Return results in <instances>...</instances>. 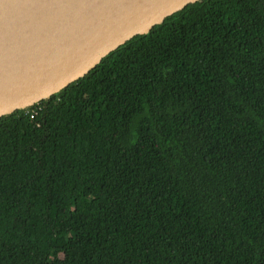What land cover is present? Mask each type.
Instances as JSON below:
<instances>
[{"label": "trees", "instance_id": "1", "mask_svg": "<svg viewBox=\"0 0 264 264\" xmlns=\"http://www.w3.org/2000/svg\"><path fill=\"white\" fill-rule=\"evenodd\" d=\"M0 264H264V0H199L0 119Z\"/></svg>", "mask_w": 264, "mask_h": 264}, {"label": "water", "instance_id": "2", "mask_svg": "<svg viewBox=\"0 0 264 264\" xmlns=\"http://www.w3.org/2000/svg\"><path fill=\"white\" fill-rule=\"evenodd\" d=\"M199 0H0V119L82 78Z\"/></svg>", "mask_w": 264, "mask_h": 264}]
</instances>
